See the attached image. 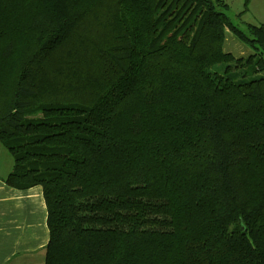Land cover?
<instances>
[{
  "label": "trees",
  "instance_id": "obj_1",
  "mask_svg": "<svg viewBox=\"0 0 264 264\" xmlns=\"http://www.w3.org/2000/svg\"><path fill=\"white\" fill-rule=\"evenodd\" d=\"M228 9L0 0L4 182L42 188L44 264H264V22Z\"/></svg>",
  "mask_w": 264,
  "mask_h": 264
},
{
  "label": "crops",
  "instance_id": "obj_2",
  "mask_svg": "<svg viewBox=\"0 0 264 264\" xmlns=\"http://www.w3.org/2000/svg\"><path fill=\"white\" fill-rule=\"evenodd\" d=\"M13 164L0 143V264H44L49 233L42 188L8 186L4 178Z\"/></svg>",
  "mask_w": 264,
  "mask_h": 264
},
{
  "label": "rangeland",
  "instance_id": "obj_3",
  "mask_svg": "<svg viewBox=\"0 0 264 264\" xmlns=\"http://www.w3.org/2000/svg\"><path fill=\"white\" fill-rule=\"evenodd\" d=\"M228 4V16L240 29H245L247 24H259L264 21V0H223ZM244 10V12H242ZM222 49L229 52L234 58L246 59L252 55V50L239 41L231 32H224ZM208 72L218 79L223 73L218 64L210 66ZM260 71L259 74H262Z\"/></svg>",
  "mask_w": 264,
  "mask_h": 264
}]
</instances>
